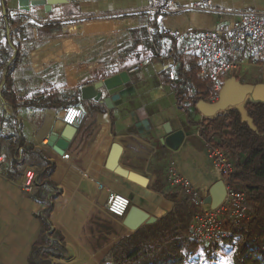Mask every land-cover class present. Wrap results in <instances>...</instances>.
<instances>
[{"label": "crops", "instance_id": "0c3cea01", "mask_svg": "<svg viewBox=\"0 0 264 264\" xmlns=\"http://www.w3.org/2000/svg\"><path fill=\"white\" fill-rule=\"evenodd\" d=\"M203 2H208L212 10L195 7ZM20 3L21 0H0V15L23 13L34 23L23 37H14L18 62L12 72L18 102L32 105H21L14 112L6 105L4 111L13 113L25 141L55 164L51 180L57 196L50 221L67 254L53 258V262H111V247L134 231L122 224L123 217L106 211L107 195L122 194L130 200V206L137 205L155 219L140 227L153 224L173 210V201L165 197L167 191L180 189L169 180L171 169L201 196L202 209H211L205 200L222 179L208 155L206 141L199 135V125L187 122L171 86L161 78L163 70L170 72L171 59L138 61L121 52L131 44L129 30L144 25L147 15L154 13L153 6L158 8L155 12L162 13L160 26L164 31L202 32L237 22L236 12L264 10V0H55L49 9L37 5L29 11L22 10ZM6 35L0 18V42ZM188 44L189 53L196 56L195 47ZM224 55L235 65L225 79L264 83L263 79H253L257 76L249 67L260 60L246 44L226 45ZM99 63L112 71L110 75L126 71L129 76V84L108 104L80 96L82 87L101 80L92 73ZM240 67L246 69L243 74L250 72L248 79L237 74ZM76 90L80 100L77 104L83 107L85 116L73 126L75 131L64 152H56V146H48V137L67 105L42 107L38 100L58 92L62 95L58 103L62 104L72 101ZM105 96L104 92L102 98ZM202 118L196 108L192 121ZM168 130L183 131L178 147L171 148L161 141ZM13 132L5 121L1 133ZM114 145L120 148L118 165L146 178L144 186L108 168ZM30 166L36 170V166ZM40 207L31 193L18 187V178L0 177V264H28L30 250L41 232L37 217ZM176 227L179 235V224Z\"/></svg>", "mask_w": 264, "mask_h": 264}, {"label": "trees", "instance_id": "16d2710c", "mask_svg": "<svg viewBox=\"0 0 264 264\" xmlns=\"http://www.w3.org/2000/svg\"><path fill=\"white\" fill-rule=\"evenodd\" d=\"M0 16L4 30L10 27L8 36L0 42V100L14 112L21 105H32L30 102L19 103L12 88V72L18 62L14 37H23L34 23L23 13L8 16L4 12ZM161 16V12L150 13L144 25L129 30L131 44L121 54L138 61L147 58L160 61L171 59L169 67L173 76L170 78L169 70L165 69L161 73L162 80L171 86L187 122L199 125V135L206 143L217 147L231 160L227 185L240 191L246 201L245 216L236 222L228 218L224 224L226 236L219 241L228 256V264H264V102L250 99L245 102L253 128L241 121L236 108L193 122L191 116L196 112V102L199 99L211 102L208 97L212 82L200 75L197 57L189 53L188 42L173 39L161 28ZM111 72L102 63L92 71L101 79ZM75 95L72 101L59 104L61 93L51 92L40 98L38 103L42 107L77 104L80 101L78 90ZM5 121L14 129L13 134L1 133ZM0 154L6 161L5 175L8 179L19 178L26 164L36 166L31 196L41 206L37 214L41 232L30 250L28 264H63L52 260L67 254L63 240L52 230L50 221L53 199L57 196L51 180L55 164L44 152L25 141L13 113L4 110L0 115ZM165 197L173 201V210L155 223L140 227L117 241L109 252L113 264H190L189 257L203 243L189 236L190 222L201 213V209L192 204L190 193L184 189L173 187ZM177 224L181 239L176 233ZM219 242L204 244H214L213 247L217 248L221 246Z\"/></svg>", "mask_w": 264, "mask_h": 264}, {"label": "built area", "instance_id": "2783aa9c", "mask_svg": "<svg viewBox=\"0 0 264 264\" xmlns=\"http://www.w3.org/2000/svg\"><path fill=\"white\" fill-rule=\"evenodd\" d=\"M195 7L201 10H212L208 2H203V4ZM151 11H158V8L153 6ZM236 13L238 15L237 22L231 25H221L215 30L202 32L175 30L169 33L173 39L191 43L195 47L200 75L208 77L212 82L208 97L211 102L217 99L223 80L229 70L235 67L232 62L225 58L226 45L246 44L256 59H264V10H246ZM9 31L10 27L7 28L8 33ZM137 68L138 66L132 68L131 71ZM2 110H6V105L3 102L0 103V115ZM62 110V121L68 125H79L85 116V111L80 104L67 105ZM206 148L225 185L226 193L219 206L214 209L203 210L201 196L191 188L188 182L172 169L169 170L168 177L172 185L188 191L192 204L201 209V213L195 215L190 222V238L203 243H217L226 236L224 217L227 216L231 221L236 222L237 219L245 216L247 208L244 195L227 185V178L232 169L231 160L212 144L206 143ZM67 156L68 154H64V157ZM6 166L4 155L0 154V177L7 178L5 175ZM35 175L36 170L32 166L24 165L18 178V187L23 192L30 194L34 188ZM129 206L130 200L126 196L114 192L107 195L105 207L109 214L119 218L124 217ZM106 264L113 263L107 262Z\"/></svg>", "mask_w": 264, "mask_h": 264}, {"label": "water", "instance_id": "95a60500", "mask_svg": "<svg viewBox=\"0 0 264 264\" xmlns=\"http://www.w3.org/2000/svg\"><path fill=\"white\" fill-rule=\"evenodd\" d=\"M54 2L55 0H21L20 7L24 11H29L30 7L37 5H42L45 9H49ZM128 84V73L126 71H121L98 80L91 85L82 87L80 96L83 100L93 99L94 101L108 104L118 98L119 93L123 91ZM104 92L107 96L102 98ZM247 99L264 102V83H241L236 80L235 77H230L223 81L215 101L207 102L203 99H199L195 107L205 118L214 117L229 108H236L240 113L241 121L247 122L249 126L253 128L252 120L247 115L245 109V102ZM62 117L63 110L61 111V119L54 124L52 132L48 137V146H56L54 150L60 153L64 152L75 131L72 125H68L62 121ZM183 137L184 133L182 130H168L166 138H162L161 141L167 143L171 148H176L182 142ZM119 152V146L114 145L113 151L108 159V168L114 170L118 175L144 186L147 181L146 178L125 170L118 165ZM225 193V185L222 180H219L210 191L205 203H210L211 209H214L220 205ZM154 220L153 217L149 216L146 211L142 210L137 205H131L123 217L122 224L127 229L136 231L142 224L152 223Z\"/></svg>", "mask_w": 264, "mask_h": 264}, {"label": "rangeland", "instance_id": "374dc122", "mask_svg": "<svg viewBox=\"0 0 264 264\" xmlns=\"http://www.w3.org/2000/svg\"><path fill=\"white\" fill-rule=\"evenodd\" d=\"M259 60L260 61L257 65L256 64L254 65L253 63L252 64L253 66L249 68L253 69V73H255V75L257 76V78H253V79H257V80L263 79L264 80V59H259ZM244 70L246 69L240 67L237 74L243 79H248L250 77L248 76L250 72L248 74L245 71L246 73L243 74ZM227 220H228V217L225 216L224 221H227ZM213 245L214 244L212 245L204 244V243L199 244L196 249L197 251L193 252L192 253L193 255L189 257L190 264H228V256L224 252L223 244H221V246H218L217 248L213 247Z\"/></svg>", "mask_w": 264, "mask_h": 264}]
</instances>
